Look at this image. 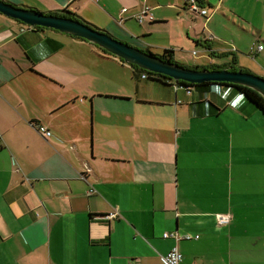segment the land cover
<instances>
[{
  "label": "crops",
  "instance_id": "0c3cea01",
  "mask_svg": "<svg viewBox=\"0 0 264 264\" xmlns=\"http://www.w3.org/2000/svg\"><path fill=\"white\" fill-rule=\"evenodd\" d=\"M4 1L68 11L182 66L235 58L263 75L220 38L224 0H194L207 18L192 0ZM145 8L154 20L139 23ZM32 29L0 14V264H165L175 246L181 264H264V116L232 88L137 86L90 42Z\"/></svg>",
  "mask_w": 264,
  "mask_h": 264
},
{
  "label": "water",
  "instance_id": "95a60500",
  "mask_svg": "<svg viewBox=\"0 0 264 264\" xmlns=\"http://www.w3.org/2000/svg\"><path fill=\"white\" fill-rule=\"evenodd\" d=\"M0 14L22 22L25 26L56 30L62 34L84 39L127 65H134L150 73L164 75L176 82L183 81L193 85L204 83H226L247 87L264 98V78L248 72L228 70H192L179 64L169 63L151 52L142 51L128 43L116 39L107 31L96 30L85 23L39 12L36 9L20 8L0 0Z\"/></svg>",
  "mask_w": 264,
  "mask_h": 264
},
{
  "label": "rangeland",
  "instance_id": "374dc122",
  "mask_svg": "<svg viewBox=\"0 0 264 264\" xmlns=\"http://www.w3.org/2000/svg\"><path fill=\"white\" fill-rule=\"evenodd\" d=\"M218 28L225 46L238 51L236 55L241 57L243 66L250 68L252 72L264 75V49L250 51L252 47L258 48V45L264 48V0H224L223 9L218 14ZM145 80L146 78H142V82ZM218 98L227 102L226 98ZM229 102L235 106L231 100ZM168 113V109L145 110L143 119H168ZM222 252L223 250L220 249L221 258ZM218 259L220 260V257Z\"/></svg>",
  "mask_w": 264,
  "mask_h": 264
},
{
  "label": "trees",
  "instance_id": "16d2710c",
  "mask_svg": "<svg viewBox=\"0 0 264 264\" xmlns=\"http://www.w3.org/2000/svg\"><path fill=\"white\" fill-rule=\"evenodd\" d=\"M52 15L73 19V20L85 23L86 25H88V26H90V27H92V28H94L96 30H99L101 32L103 31L100 28H97V27L87 23L86 21L80 19L79 17H77L76 15H74L73 13H70L68 11H63L62 13H56V14H52ZM15 21H17V20H15ZM17 22H20V21H17ZM20 23H22V22H20ZM34 29L39 30V29H45V28L35 27ZM78 39H81V38H78ZM116 39H118V38H116ZM81 40H84V39H81ZM84 41H86V40H84ZM125 43H127V42H125ZM129 45H131V44H129ZM95 47H97V49H99L102 53L107 54V55L112 56V57H115V56L111 55L110 53L106 52L105 50L99 48L98 46H95ZM254 48H256V47H254ZM140 50L146 51L148 53L150 52L149 50H143V49H140ZM156 56L161 58L162 60H164L166 62L179 64V63H177L175 61L174 51L173 50H165L161 55H156ZM115 58H117V57H115ZM118 60H120V62L125 64V62L123 60H121V59H118ZM129 66L133 70V78H134L137 86H138L139 82L142 80L143 75H145L146 76V80L156 81V82H159L161 84H167V81H170V82L172 81V82H175L176 84H178L180 86H183L185 90L188 89V88L190 90V89H192V87H205V88L227 87V88H232V89L235 90V92L240 94L248 103H250L256 110H258V112L262 116H264V98L260 94L255 92L254 90L249 89L247 87H243V86H239V85H233V84H226V83H222V84L221 83L220 84H218V83H204V84H201V85H193V84H189V83H186V82H183V81L176 82L173 79H171L169 77H166L164 75L150 73V72L142 70V69H140V68H138L137 66H134V65H129ZM183 67H185L187 69H192V70H211V71L212 70H228V71H231V72H238V71L247 72V70H244L241 67H237V61H236L235 58H232V60H231V62L229 64L224 65L222 67H218V66H208V67H205V66H193V67L183 66Z\"/></svg>",
  "mask_w": 264,
  "mask_h": 264
},
{
  "label": "built area",
  "instance_id": "2783aa9c",
  "mask_svg": "<svg viewBox=\"0 0 264 264\" xmlns=\"http://www.w3.org/2000/svg\"><path fill=\"white\" fill-rule=\"evenodd\" d=\"M190 10L192 12H195L196 14L200 15L201 17L207 18L209 15V12L207 9L202 8L197 1L192 0V2L190 3ZM127 10L124 9L123 12H126ZM137 20L139 23H143L145 20H148L150 22H152L154 20L153 15L151 13V11L149 10V8H145L141 14L137 17ZM29 29L31 30L32 28L29 27ZM25 31V30H24ZM264 49L262 46H258V48H252L251 52H254L255 50H262ZM143 79L146 78L145 75H143L142 77ZM189 90V88L187 89V91ZM191 90V89H190ZM189 90V92H190ZM34 127L38 130L39 133H41L42 135H44L45 137H50L52 134L51 132L46 129V127L42 126V125H34ZM2 141V135L0 134V142ZM116 214H110L108 216V218H114L116 217ZM218 222L221 225H228L230 223V217L229 215H219L218 216ZM164 239H174L176 242H179L183 239L186 240H191L192 237L190 236H186V237H179V235L177 233H165L163 235ZM196 239H198L199 237H195ZM163 261L165 262V264H181L183 261V256L181 254V252L179 251L178 247L175 246L174 248H172L167 255H165L163 257Z\"/></svg>",
  "mask_w": 264,
  "mask_h": 264
},
{
  "label": "flooded vegetation",
  "instance_id": "af4514ba",
  "mask_svg": "<svg viewBox=\"0 0 264 264\" xmlns=\"http://www.w3.org/2000/svg\"><path fill=\"white\" fill-rule=\"evenodd\" d=\"M176 86H177V85L175 84V87H176ZM186 90H187V89H186ZM191 90H192V89H191ZM191 90H190V92H191ZM186 92H187V93H190V92H189V90H188V91H186Z\"/></svg>",
  "mask_w": 264,
  "mask_h": 264
}]
</instances>
